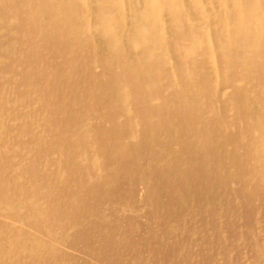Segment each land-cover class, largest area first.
Wrapping results in <instances>:
<instances>
[{"label": "rangeland", "instance_id": "rangeland-1", "mask_svg": "<svg viewBox=\"0 0 264 264\" xmlns=\"http://www.w3.org/2000/svg\"><path fill=\"white\" fill-rule=\"evenodd\" d=\"M114 1L0 0V264H264V0Z\"/></svg>", "mask_w": 264, "mask_h": 264}, {"label": "bare ground", "instance_id": "bare-ground-1", "mask_svg": "<svg viewBox=\"0 0 264 264\" xmlns=\"http://www.w3.org/2000/svg\"><path fill=\"white\" fill-rule=\"evenodd\" d=\"M114 1V0H113ZM122 1V0H121ZM192 1V0H191ZM193 1H195V0H193ZM200 1V0H199ZM203 1V0H202ZM238 1V0H237ZM246 1V0H245ZM115 2V1H114ZM124 2V1H123ZM152 0H149V3H151L150 5H152ZM156 2V1H155ZM197 2V4H199V2L198 1H196ZM206 2V1H205ZM210 2V1H209ZM234 2H236V1H234ZM239 2V1H238ZM241 2H242V0H241ZM122 3V2H121ZM125 3V2H124ZM124 3H122V5L124 4ZM207 3V2H206ZM222 4H223V2H221ZM237 3V2H236ZM243 3V2H242ZM120 4V3H119ZM126 4V3H125ZM129 4V3H128ZM181 4V3H180ZM190 4H192V3H190ZM205 4V3H204ZM209 4V3H208ZM208 4H206V5H208ZM231 4H233V3H231ZM193 5V4H192ZM200 5V4H199ZM198 5V6H199ZM203 5V4H202ZM211 4H209V6H210ZM216 5H217V3H216ZM234 5V4H233ZM233 5H231L232 6V9H233ZM237 4H235L234 6H236ZM244 5V4H243ZM255 6H256V4H254ZM254 5H253V7H254ZM154 6H155V4H154ZM204 6V5H203ZM212 6V5H211ZM219 6V5H218ZM242 6V5H241ZM153 7V6H152ZM157 7V6H156ZM191 7H193V6H191ZM224 7V6H223ZM257 7H258V2H257ZM257 7H255V9L257 8ZM182 8V7H181ZM194 8V7H193ZM207 8V7H206ZM210 8V7H209ZM212 8V7H211ZM214 8H215V6H214ZM231 8V7H230ZM234 8H237V7H234ZM238 8H239V6H238ZM242 8H243V6H242ZM122 9H123V7H122ZM183 9V8H182ZM225 9V8H224ZM231 9V10H232ZM252 9V8H251ZM158 10V9H157ZM191 10H192V8H191ZM194 10H196V9H194ZM207 10V9H206ZM213 10H216V9H213ZM220 10V9H219ZM236 10V9H235ZM156 11V10H155ZM163 11V10H162ZM175 11V10H174ZM193 11V10H192ZM164 12V11H163ZM194 12H196V11H194ZM210 12H211V10H210ZM217 12H220V11H217ZM222 12V11H221ZM236 12H238V11H236ZM243 12V11H242ZM216 13V12H215ZM227 13V12H226ZM125 14H126V12H125ZM128 14H130V13H128ZM170 14V13H169ZM185 14V13H184ZM203 14H205V13H203ZM209 14V13H208ZM186 15V14H185ZM211 15V14H210ZM215 15V14H214ZM213 15V16H214ZM218 15V14H217ZM217 15H215V16H217ZM227 15V14H226ZM237 15L239 16V17H242V14L239 12V13H237ZM124 16V15H123ZM187 16V15H186ZM209 16V15H208ZM208 16L206 17V18H208ZM215 16H214V18H215ZM113 16H110V15H105L104 14V16H102V18L100 17V24H101V30H102V32L103 33H105V40H106V42L108 43V44H110V45H113L114 44V42H117V39H116V37L115 36H113L114 34H117V33H122L123 32V24L121 23V20H113V21H111L110 19L112 18ZM125 17V16H124ZM129 17V16H128ZM160 17V16H159ZM188 17H189V15H188ZM219 17H222V16H219ZM224 17V16H223ZM254 17V16H253ZM157 18V17H156ZM166 18V17H165ZM168 18V17H167ZM182 18H183V16H182ZM203 18H205V17H203ZM205 18V19H206ZM225 18H226V16H225ZM232 18V17H231ZM244 18V17H243ZM209 20L211 19V18H208ZM215 19H217V18H215ZM221 19H224V18H221ZM237 19V18H236ZM132 20H134V19H132ZM188 20V19H187ZM201 20V19H200ZM207 20V19H206ZM227 20V19H226ZM239 20V19H238ZM131 21V20H130ZM158 21V20H157ZM156 21V22H157ZM181 21H183V20H181ZM220 21V20H219ZM230 21V20H229ZM232 21V20H231ZM249 21V20H248ZM169 22V21H168ZM176 22V21H175ZM189 22V21H188ZM208 22V21H207ZM211 22V21H210ZM216 22V21H215ZM214 22V23H215ZM234 22V21H233ZM170 23H172V22H170ZM183 23V22H182ZM193 23V22H192ZM219 23V22H218ZM264 24V21H262V19H260V21H258L257 19H254V21H253V24H254V28L255 29H257V31H258V35H255V37L253 36V34H252V36L254 37V40L257 38V40H258V43L259 44H262V42L264 41V33L263 32H261V29H262V27H261V24ZM172 24H174V23H172ZM221 24H223V22L221 23ZM234 24V23H233ZM233 24H232V26H233ZM248 24V23H247ZM246 24V25H247ZM161 26H162V24H160ZM179 25V24H178ZM220 25V24H219ZM135 26H137V24L135 25ZM180 26H181V24H180ZM209 26V25H208ZM216 25H214V27H215ZM223 26V25H222ZM231 25H230V27H232ZM251 26H252V24H251ZM133 27H134V25H133ZM163 27V26H162ZM196 27V26H195ZM227 27V26H226ZM229 27V28H230ZM130 28H132V26L130 27ZM140 27H136V29H135V32L134 33H137V32H142V33H140L139 35H137V36H133L132 34L130 35V30L128 31V33H129V37H127L123 42L122 41H120L122 44L120 45V47H116V49H117V51L119 52V53H122V52H124L125 51V48H126V50H128L129 49V47H131V48H135L136 46H139L140 45V43L142 42V41H144L145 40V37H146V33L145 32H147V31H144V29H142V28H140ZM152 28V27H151ZM176 28V27H175ZM178 28V27H177ZM228 28V29H229ZM243 28V27H242ZM154 29V28H153ZM180 29V28H179ZM207 29H209V27L207 28ZM227 29V30H228ZM248 29V28H247ZM176 30V29H175ZM175 30H174V32H175ZM188 30V29H187ZM193 30V29H192ZM218 30V29H217ZM230 30H231V28H230ZM229 30V31H230ZM235 30V29H234ZM182 31V30H181ZM249 31V30H248ZM169 32V31H168ZM185 32H186V29H185ZM196 32V31H195ZM208 32V31H207ZM242 32V31H241ZM176 33V32H175ZM181 34H182V32H180ZM232 33V32H231ZM234 33V32H233ZM166 34H170V33H166ZM198 34V33H197ZM236 34V33H235ZM171 35V34H170ZM185 36H186V34H184ZM183 35V36H184ZM149 36V35H148ZM163 36V35H162ZM169 36V35H168ZM179 36H181L180 34H179ZM188 36H190V35H188ZM250 36V35H249ZM156 37V36H155ZM158 37H160V36H158ZM164 37H166V36H164ZM176 37V36H175ZM200 37V36H199ZM208 37V36H207ZM235 37H236V35H235ZM153 38V37H152ZM167 38V37H166ZM168 38H170V37H168ZM174 38V37H173ZM185 38V37H184ZM190 38V37H189ZM244 38V37H243ZM250 38V37H249ZM159 39V38H158ZM162 39V37L160 38V40ZM175 39V38H174ZM179 39V38H178ZM232 39V38H231ZM238 39V38H237ZM240 39V38H239ZM242 39V38H241ZM164 40V39H163ZM162 40V41H163ZM169 40V39H168ZM168 40H167V42H168ZM176 40V39H175ZM158 41V40H157ZM157 41H154L155 43L157 42ZM208 41H209V38H208ZM256 41V40H255ZM167 42H165V43H167ZM232 42V41H231ZM252 42V41H251ZM164 43V44H165ZM218 43H219V41H218ZM230 43V42H229ZM150 44V43H149ZM157 44V43H156ZM174 44V43H173ZM186 44V43H185ZM184 44V45H185ZM210 44V43H209ZM212 44V43H211ZM167 45H168V43H167ZM178 45V44H177ZM227 45V44H226ZM240 45H242V44H240L239 43V47H240ZM150 46V45H149ZM149 46H146L145 48H144V50L143 49H141V52H142V55H143V57H144V60L145 59H148L149 57H152L153 55H154V52L156 51V46H155V48H151V46L149 47ZM225 46V45H224ZM231 46H232V44H231ZM163 47H164V45H163ZM166 47V46H165ZM168 47V46H167ZM187 47V46H186ZM189 47H190V44H189ZM195 47V46H194ZM213 47V46H212ZM219 47V46H218ZM221 47V46H220ZM227 47V46H226ZM245 47V46H244ZM251 47V46H250ZM210 48H211V46H210ZM223 48V47H222ZM232 48H233V46H232ZM248 48V47H247ZM169 49V48H168ZM212 49V48H211ZM231 49V48H230ZM164 50V49H163ZM170 50V49H169ZM183 50H188V49H183ZM219 50V49H218ZM131 51V50H130ZM171 51V50H170ZM242 51V50H241ZM259 51V50H258ZM264 51V50H263ZM168 52V51H167ZM173 52H174V50H173ZM243 52V51H242ZM241 52V53H242ZM133 53V52H132ZM175 53H176V51H175ZM185 53V52H184ZM189 53V52H188ZM213 53V52H212ZM246 53V52H245ZM139 54V53H138ZM138 54H137V56H138ZM226 53H224V55H225ZM240 54V53H239ZM248 54V53H247ZM213 55V54H212ZM219 55H220V53H219ZM231 55V54H230ZM260 55V54H259ZM140 56V55H139ZM160 56V55H159ZM185 56V55H184ZM178 57V56H177ZM155 58V57H154ZM194 58H195V55H194ZM199 58V57H198ZM215 58V57H214ZM238 58H240V57H238ZM255 56H254V58L253 57H250V65L245 69V73L247 74V73H255V74H257L258 72H259V70H257L258 69V67L256 66V64H255ZM264 58V57H263ZM153 59V58H152ZM152 59H151V62H152ZM181 59H183V58H181ZM185 59V58H184ZM233 59V58H232ZM143 60V61H144ZM188 60H189V56H188ZM139 61H142V60H139ZM180 61V60H179ZM184 61V60H183ZM195 62V61H194ZM193 62V63H194ZM242 62V61H241ZM136 63V62H135ZM153 63V62H152ZM160 63V62H159ZM185 65H187L188 64V61L187 60H185ZM243 63V62H242ZM226 64V63H225ZM231 64V63H230ZM140 65H141V63H140ZM149 65V64H148ZM194 65H195V63H194ZM172 66V65H171ZM188 67V66H187ZM195 68V67H194ZM187 69V68H186ZM196 69V68H195ZM217 69V68H216ZM95 70V69H94ZM149 70V69H148ZM168 70V69H167ZM226 69H224V71H225ZM173 71V70H172ZM180 71V70H179ZM183 71V70H182ZM190 71V70H189ZM177 72V71H176ZM181 72V71H180ZM184 72V71H183ZM198 72V71H197ZM197 72H194V71H192L191 73H190V76L189 77H191L192 79V81H194L195 80V78L196 77H198V73ZM174 73V72H173ZM187 73V72H186ZM180 74V73H179ZM222 75H223V72H222ZM160 76V75H159ZM174 76V75H173ZM183 76H187V75H183ZM258 76L259 77H263V75L261 74V73H259L258 74ZM199 77H200V75H199ZM225 77V76H224ZM144 80V79H143ZM175 80H176V78H175ZM181 80V79H180ZM190 80V79H189ZM188 80V81H189ZM180 82V81H179ZM178 82V83H179ZM176 83V82H175ZM185 86H188L187 84H185ZM122 88V87H121ZM146 88H147V86H146ZM126 86H123V88L121 89L124 93L126 92ZM225 89H227V88H225ZM120 90V91H121ZM187 91V90H186ZM198 92V91H197ZM81 93V92H80ZM154 94H155V92L153 91V90H150L149 92H148V96L147 97H145V106H144V109L146 110V108H148V107H150V103H152V99H153V97H154ZM245 94H247V95H249L248 93H245ZM172 96V95H171ZM203 98V97H202ZM129 99V98H128ZM234 99H236V97L235 98H230V99H228V101H231V102H234L235 104H237V105H240L241 104V100L240 101H237V102H235L234 101ZM262 99H264V95H263V97H262ZM187 100V99H186ZM262 101V100H261ZM193 103V102H192ZM128 105H129V103H128V100H127V102L125 101V102H123V106H124V108H127L128 107ZM29 107V106H28ZM180 107V106H179ZM192 107V106H191ZM19 108H21V107H19ZM189 116V115H188ZM121 117V116H120ZM188 118V117H187ZM98 120V119H97ZM96 120V121H97ZM249 121V120H248ZM11 122V121H10ZM249 122H251V121H249ZM251 124V123H250ZM0 125H2L1 123H0ZM248 125V124H247ZM248 127H250V126H248ZM14 131H15V129H14ZM22 137V136H21ZM18 144V143H17ZM16 146V145H15ZM18 147V146H17ZM234 148V147H233ZM232 148V149H233ZM52 156V155H51ZM47 157V156H46ZM2 160V159H1ZM3 161V160H2ZM15 167V166H14ZM60 176H61V174H60ZM18 204H20V203H18ZM1 209V208H0ZM125 211V210H124ZM126 212V211H125ZM29 229V228H28ZM72 251V250H71ZM75 252V251H74Z\"/></svg>", "mask_w": 264, "mask_h": 264}]
</instances>
